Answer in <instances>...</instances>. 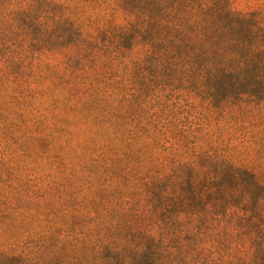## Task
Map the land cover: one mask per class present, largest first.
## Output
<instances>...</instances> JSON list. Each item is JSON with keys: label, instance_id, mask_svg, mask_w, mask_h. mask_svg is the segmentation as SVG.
I'll return each mask as SVG.
<instances>
[{"label": "trees", "instance_id": "1", "mask_svg": "<svg viewBox=\"0 0 264 264\" xmlns=\"http://www.w3.org/2000/svg\"><path fill=\"white\" fill-rule=\"evenodd\" d=\"M7 83L25 123L51 103L53 134L40 121L33 142L86 144L71 190L0 200V264H264L262 7L0 0ZM183 95L228 129L171 116Z\"/></svg>", "mask_w": 264, "mask_h": 264}, {"label": "rangeland", "instance_id": "2", "mask_svg": "<svg viewBox=\"0 0 264 264\" xmlns=\"http://www.w3.org/2000/svg\"><path fill=\"white\" fill-rule=\"evenodd\" d=\"M232 1L233 6L240 10H255L259 6L264 9V0ZM117 22L122 23V20L117 19ZM10 90L5 84L0 93V200L16 195L38 198L35 192L49 198L66 188L71 190L78 185L74 184L73 174L81 172L80 165L83 164L79 159L85 154V136H71L68 148H58L52 144L44 146L42 141L33 142L39 136L34 130L40 121L44 122L41 126L45 128L40 133L41 137L49 139L48 135L53 134L51 129L56 121L48 108L51 103L41 98L35 100L31 108L27 107L26 116L29 117L25 123L19 116V110L23 108L11 102ZM169 102L171 116L200 123L203 133H219L228 129L227 119L219 117L213 108L205 106L196 96H174ZM30 135L34 138H30ZM67 138L61 139L60 144ZM41 237L39 230H33L27 241L35 246Z\"/></svg>", "mask_w": 264, "mask_h": 264}]
</instances>
